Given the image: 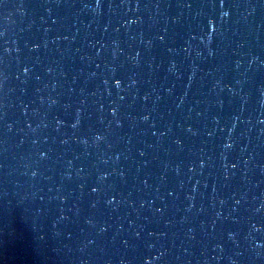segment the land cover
<instances>
[{
  "label": "water",
  "instance_id": "obj_1",
  "mask_svg": "<svg viewBox=\"0 0 264 264\" xmlns=\"http://www.w3.org/2000/svg\"><path fill=\"white\" fill-rule=\"evenodd\" d=\"M0 264H264V0H0Z\"/></svg>",
  "mask_w": 264,
  "mask_h": 264
}]
</instances>
